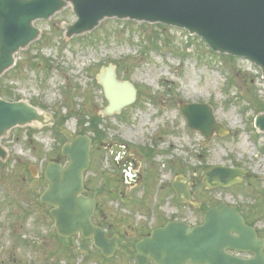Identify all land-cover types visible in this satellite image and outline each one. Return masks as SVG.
I'll list each match as a JSON object with an SVG mask.
<instances>
[{
  "label": "rangeland",
  "instance_id": "374dc122",
  "mask_svg": "<svg viewBox=\"0 0 264 264\" xmlns=\"http://www.w3.org/2000/svg\"><path fill=\"white\" fill-rule=\"evenodd\" d=\"M76 21L71 6L50 20L37 21L41 38L20 51L0 87L5 100L12 93V99L45 108L41 110L51 118L59 111H84L86 123L97 113L103 115L108 105L95 84L103 66L116 65L119 79L137 88L133 105L119 115H103L99 128L110 147L96 150L103 142L96 141L86 173L92 189L101 192L118 182L124 192L126 198L106 189L98 194L110 221L124 218L126 225L138 228L151 224L156 210L174 218L180 208L170 185L177 177L197 184L207 168L241 167L253 177L206 196L215 204L242 207L264 234V136L256 137L254 130L256 109L264 108L261 72L246 60L218 57L202 39L183 30L106 19L93 31L69 39L65 26ZM191 103L210 105L229 133L214 135L204 145V136L189 128L180 110ZM77 120L70 119L67 128L75 130ZM48 129L17 127L2 140L8 156L0 159V264H127L122 254L105 260L80 236L69 243L55 234L50 207L39 198L47 188L42 179L46 165L64 141ZM79 129L90 128L84 124ZM113 146L126 147L125 158L134 161L139 175L132 185L125 182L123 166L111 158ZM183 210L193 221L191 209Z\"/></svg>",
  "mask_w": 264,
  "mask_h": 264
},
{
  "label": "water",
  "instance_id": "95a60500",
  "mask_svg": "<svg viewBox=\"0 0 264 264\" xmlns=\"http://www.w3.org/2000/svg\"><path fill=\"white\" fill-rule=\"evenodd\" d=\"M72 6L78 21L65 26L67 38L93 31L105 19L132 20L163 24L187 30L197 35L216 53L248 59L262 71L264 78V0H0V78L16 63V55L36 41L41 31L38 20H49ZM109 106L105 114L120 113L137 98L134 86L117 78L116 67L109 65L97 76ZM181 111L192 130L200 131L209 140L214 133H228L217 123L206 104L182 105ZM54 126L67 138L60 160L48 164L45 177L48 189L41 202L53 207L50 216L61 237L79 233L93 239L105 258H111L118 245L117 236L107 233L92 222L96 206L94 193H85L84 173L89 169L91 139L73 136L60 128L54 119L25 101L7 102L0 97V158L8 154L1 140L16 127ZM256 129L264 134V113L255 120ZM241 169L215 167L203 181L208 188L230 187L240 182ZM179 202L190 200L189 184L176 182ZM184 195V198L182 196ZM137 259L142 264L152 259L156 264H264V240L256 230L246 225L241 214L220 205L205 213L204 223L191 228L182 223H170L155 230L151 238L137 245ZM250 252L252 260L240 259L227 251Z\"/></svg>",
  "mask_w": 264,
  "mask_h": 264
},
{
  "label": "flooded vegetation",
  "instance_id": "af4514ba",
  "mask_svg": "<svg viewBox=\"0 0 264 264\" xmlns=\"http://www.w3.org/2000/svg\"><path fill=\"white\" fill-rule=\"evenodd\" d=\"M93 145V144H92ZM110 147L109 144H105L104 142H101L100 147H97L96 150H101L102 148L108 149ZM121 150L118 151L119 155L118 158L121 160L119 165L120 168L122 165L124 164H129L131 165V163H134V161L130 158H125L126 155V151L124 146H120L119 147ZM124 148V149H123ZM93 149V147H92ZM115 146L112 147V152L114 151ZM94 149H93V155H94ZM121 152V154H120ZM113 157V154H112ZM114 158V157H113ZM92 160H93V156H92ZM137 169V168H136ZM139 175V174H138ZM138 175L136 177V180L138 178ZM123 186V185H122ZM87 190L88 193L86 194V196H89V192L90 191H96V200H97V206L95 209V213L93 216V222L97 225V226H101L102 228H104L105 230H107L108 235L112 236V235H118L122 240H124L126 247H122L119 248L117 250L116 256L118 257L119 255H123V259L127 262V264H131V260H134L136 264H139V262L137 261V251H136V247L137 244L140 243L141 241L144 240L145 237H152V233L154 230L160 229V228H165L169 223L172 222H176V223H185L188 224L192 227L195 226H200L201 224H203V220H204V212L206 209L215 207V203L211 202V199L208 198L206 196L207 192H210L209 190H207L202 183H195V181L192 182V189H191V204H180L177 202V196H176V203L178 205L179 212L178 215L174 218L172 217H165L164 214H161L159 210H156V213L153 214L152 220L149 217V219L151 220V224L146 225V226H142V227H133L129 224L126 225L127 223V219H121V220H115L118 221L116 224L113 223L115 221H110V218L107 217V215L105 214L104 210L102 209V205H100L98 203V194L99 193L98 190H94L92 189V187L90 186V184H87ZM163 189H161V191L164 193L165 192V187H162ZM172 189V185L170 186V190ZM101 192H104L105 189L100 188ZM108 193L110 191L111 194L114 195H120L122 196V198H126L124 195V192L120 191V186L119 183L117 182L116 187L114 188H109ZM167 194V192H165ZM166 196V195H165ZM200 204V207H197L195 204ZM140 206H142L140 204ZM189 207L191 209V214L194 215L195 214V218L193 221H189V219L187 218V214L186 212H182L181 209H185ZM129 219V218H128ZM245 220L247 221V224H251L253 222L252 219H250L247 215H245ZM256 225V223H255ZM251 226V225H249ZM256 228V226H253ZM257 229V228H256ZM258 231V229H257ZM258 236L264 238V234L261 233V231H258ZM72 240V239H70ZM70 240H66V241H70ZM233 255L242 258V259H247V260H252L254 259V255L251 253H235V252H231ZM115 256V257H116ZM144 264H155V262L153 260H147Z\"/></svg>",
  "mask_w": 264,
  "mask_h": 264
},
{
  "label": "trees",
  "instance_id": "16d2710c",
  "mask_svg": "<svg viewBox=\"0 0 264 264\" xmlns=\"http://www.w3.org/2000/svg\"><path fill=\"white\" fill-rule=\"evenodd\" d=\"M218 57L225 58L228 61L229 60H231V61H235L236 60L235 58H232V57H229V56H218ZM95 84L97 85L96 82H95ZM97 87H98V89H100V87L98 85H97ZM2 91L3 90H1V92H0L1 93V96H2ZM9 94L11 95V99H12V93H9ZM262 111H264V108L256 109V113L257 114L259 112H262ZM59 114H61V112ZM77 116H78V118L81 119V120H79L80 121L79 124H78L79 127L81 125L86 124V121L84 119L85 118L84 116H86V113L85 112H82V114H79V113L75 114V113L70 112L68 115H63L58 120V124L63 127L68 120H70L72 118H75ZM94 117H95V120L92 121L91 126L89 127L90 129H87L85 131L79 129L78 130V134H88V133H91L93 135H96V138L94 139V141H100V140L103 139V135L101 133V130L99 129V125H100L99 123L102 122V121H101V119L98 116L95 115ZM53 134L56 135L57 137L62 138V140H63V137L60 134L56 133L55 131H53Z\"/></svg>",
  "mask_w": 264,
  "mask_h": 264
}]
</instances>
